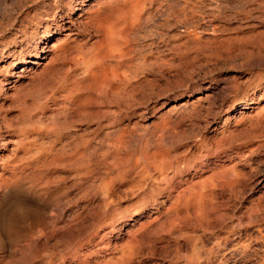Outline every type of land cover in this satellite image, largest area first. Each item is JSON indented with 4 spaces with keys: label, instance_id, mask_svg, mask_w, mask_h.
Here are the masks:
<instances>
[{
    "label": "rangeland",
    "instance_id": "rangeland-1",
    "mask_svg": "<svg viewBox=\"0 0 264 264\" xmlns=\"http://www.w3.org/2000/svg\"><path fill=\"white\" fill-rule=\"evenodd\" d=\"M71 1L0 0V264H264V0H145L120 103L92 92L88 119L31 83L33 46L76 30L61 85L102 37L66 21L105 0Z\"/></svg>",
    "mask_w": 264,
    "mask_h": 264
},
{
    "label": "bare ground",
    "instance_id": "bare-ground-1",
    "mask_svg": "<svg viewBox=\"0 0 264 264\" xmlns=\"http://www.w3.org/2000/svg\"><path fill=\"white\" fill-rule=\"evenodd\" d=\"M84 2H85V0H81L79 4L83 5ZM74 3L75 2H73V0H72L68 4V6L66 7L68 9V11H72L74 9V7H72L74 5ZM146 4H148V3H146ZM145 12H146L145 0H107V1L105 0V1L98 2L96 5H94L92 8L88 9L87 11H83L79 15V18L75 19L72 16H69L68 17L69 19L66 21V23H69L70 26H67L66 28L70 29V28L74 27L76 22H78L81 25H83L84 31L85 30L87 31L89 28L95 27L94 28L95 30H97L99 33H102V34H100V35H102V37H100V39L96 41V43L92 46V48L88 51V53H86L84 51L86 53L85 54L86 57L84 59L83 64L81 66H79L80 72L79 73L76 72L75 75L71 74L70 77H68V75H67L68 78L65 77V80L66 79L67 80L64 83L62 82L61 85L57 81V79H55L56 77H52L55 74H57V72L59 73V72L63 71V68L58 67L57 64L59 63V65H61L60 62H62V64H65L67 60L75 59L76 56H74V53L80 52L84 46L82 44L77 45L75 47H72L70 45L71 37L77 34L75 32L76 30L74 31V29H73L70 33H67L66 38L58 39L55 43H53L50 46V49H48V51L43 50L42 46L41 47L36 46V45L33 46L34 48L31 50V53H32L31 55L33 57H35L36 59H38V58L40 59V57H41L40 53L45 52V54H44L45 56H43L41 58L43 60H45V62H47V63L45 64L46 68H44L43 72L40 75L34 76L35 79L33 78L32 79L33 82L31 81L32 85L34 84V82H37V81L41 82V83H39V85H41V86H45V85L51 84V83H52V85H54L55 83L57 85L59 84L58 89L52 92V96L55 94L56 91L61 92L62 95L60 98H62V103L59 104L57 102V100H54V102H53V103H55L54 106L61 107L62 110L64 107L66 108V105L73 106L74 107L73 110L71 112H69V115L71 117L80 116L81 119H82V117L84 119L85 118L88 119L94 115L99 116L102 113L101 111H99L98 113H95L93 110L91 111L89 108H88L89 110L86 108L87 104L89 105L93 100V98H91L92 95L90 97V94L92 92L94 94V92H95L97 95H99L96 98V100H98V101L100 100V102H97V103H98V106H100L101 108H105L104 106L106 103L111 104V102H113V103L117 104L119 102L123 87L121 88L119 83H117V70L119 68L118 64L121 66L122 63H124L126 60L130 59L131 55L134 54L133 53L134 48H132V45L130 43L132 42L133 37L136 35L134 33L135 32L134 30H136L135 27L143 24V22H146V20H147ZM57 13L58 12H56L54 14V16L50 22L51 24L49 23L50 25L47 28L46 37H48L51 34V31L53 29L54 30H61V31L63 30L61 28V25H59L56 21ZM67 15H69V14L67 12H64V14H61L60 18H64ZM133 28H135V29H133ZM64 29H65V27H64ZM132 29L134 31V32L132 31L133 33L131 32ZM77 31L80 33L79 29H77ZM98 32H97V34H98ZM82 53H81V55H82ZM20 54H21V57L20 56L19 57H20L21 63H24L25 65L29 64V62L27 60H25V57H24L25 54L22 53V51L20 52ZM22 57H24V60ZM113 62H115V64L117 63V65L112 64ZM109 70L112 71V75H113V79H111V80H109L107 78V73ZM22 72H25L24 68L22 69ZM48 73H51V76L47 79L46 77L48 76L47 75ZM81 93H83V96L80 95V97L75 102L73 100L74 98L72 99V95L73 94H81ZM96 94H95V96H96ZM201 99H202L201 96L198 97L193 102L194 105L199 104ZM109 100H111V101H109ZM92 104H94V103H92ZM106 108L108 109L107 105H106ZM67 109H69V108H67ZM70 109H72V108H70ZM61 112L62 111H59V112L56 111L52 115V119H51L52 123L55 120H57L59 116H61V114H60ZM112 112H114V110ZM110 113H111V111H110ZM118 113L116 112L115 115H117ZM120 113H121V111H120ZM69 115H67V117ZM113 118L116 119V117H113ZM69 119H71V118H69ZM55 124H54V126H55ZM50 125H51V123L49 124V126ZM118 126L119 125L115 124V126L112 128V130H109L105 133H102L103 140L109 141L111 139L119 138V136L121 135L123 130L118 128ZM91 157H93V156H91ZM114 160L117 161V159H115V158H114ZM122 161H123V159H122ZM162 165H163V163H162ZM163 166H165V165H163ZM228 240L229 239L226 237L225 238L221 237V239H220V241H225V243ZM230 241H232V240H230Z\"/></svg>",
    "mask_w": 264,
    "mask_h": 264
}]
</instances>
